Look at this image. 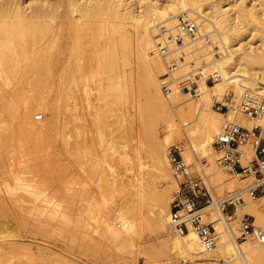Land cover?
Listing matches in <instances>:
<instances>
[{
	"label": "rangeland",
	"instance_id": "1",
	"mask_svg": "<svg viewBox=\"0 0 264 264\" xmlns=\"http://www.w3.org/2000/svg\"><path fill=\"white\" fill-rule=\"evenodd\" d=\"M25 1L30 4L33 2ZM87 1L94 3L93 0ZM98 1L103 4V1ZM124 1L131 4L135 13L147 2L159 6L168 4V0ZM219 1L227 4L232 0ZM236 2L245 6L240 13L243 38L258 43L261 36L259 29L264 26V0ZM44 3L57 8L53 33H49L43 43H39L45 44L43 48L54 53L56 58L58 56V60H55L59 66L55 63L57 66H54V72L56 69L61 73L66 72L64 66L68 63L73 65L78 53L83 51L88 59L94 53L113 55L114 68L104 73L92 68L88 71L85 86L76 87L72 84V89L69 88L70 83L65 86V73H54L61 74L60 80L56 76H40L42 85L35 94L48 98V106L53 104L58 95L64 99L65 93L72 96L71 99L75 97V104L82 100L77 106L81 104L80 107L83 109L84 106V109L77 107L76 111L79 117L85 112L84 118L79 121L72 116L77 125L84 123L79 130L67 123V117L72 111L64 107L71 108L72 104L64 106L63 100L60 108L53 112L47 107L44 112H34L35 116L33 113L29 114L28 119H32L35 126H42L44 120L45 123L39 130L28 129L20 109L23 106L22 97L31 98L33 94V88L29 86L32 78L28 77L23 85H18L10 77L2 79L0 75V264H161L163 257L159 254V247L167 235L174 232L172 227L167 231L168 234L166 231L159 233L150 222L141 223V220H136L135 227L119 243L106 231L105 226L107 223L117 222L120 205L127 201L129 194L125 191L111 194L104 191L102 186L114 180L129 181L138 177L142 181L149 179L151 163L146 155V132L157 128L160 141L163 137L160 127L162 119L148 108L149 91L141 69L139 39L134 23L129 19H108V22L106 17H90L82 29V35L79 33L80 37L75 31L69 30L67 22L70 14L65 0H45ZM253 14L257 21H254ZM188 17L195 19L190 14ZM195 20L198 25V18ZM198 29L200 30L199 25ZM153 34L155 39H159L156 37L157 31ZM209 37L214 45H220L215 36L216 39L211 34ZM1 41L0 35V43ZM203 44L202 48L194 50L199 62L205 60L206 63L207 60L200 55L209 50V47L204 41ZM78 46L80 47L76 48ZM69 50L77 53L75 58L69 55ZM210 53L213 58L214 55L212 52L208 54ZM219 53L223 55L221 50ZM61 62L64 65L61 66ZM183 71L184 69L180 70L178 74ZM58 86L61 90L65 86L62 90L65 93L59 94ZM74 89L76 92L78 90V94ZM230 89L227 88L226 93L233 92ZM77 97L79 101L76 100ZM238 97L240 98L234 96L235 104L239 103ZM90 105H95L96 110L94 107L90 108ZM94 110L99 115L98 118L93 115ZM38 115H41L40 119L36 118ZM241 117L242 115L235 117V121L241 123L246 120ZM177 123L181 126V122ZM215 135L213 134L212 141ZM212 141L210 148L214 151ZM189 145L190 137L181 132V135L173 134V142L167 147L187 148L191 159L186 162L193 170L196 168V159L202 158L203 154L201 151H193ZM169 172L173 184L169 192L170 206L179 186L171 164ZM205 172L207 180L216 187L211 174L209 175V165L205 167ZM223 172L228 173L225 170ZM162 182L159 188L169 184ZM247 182L250 179H246L245 184ZM149 208V203L142 208L145 216L149 215ZM210 211L224 228L213 206ZM242 213L238 209L228 219ZM205 216L212 222L209 212H205ZM229 226L232 230L236 229L237 222L231 220ZM117 228L119 229L118 226Z\"/></svg>",
	"mask_w": 264,
	"mask_h": 264
},
{
	"label": "bare ground",
	"instance_id": "2",
	"mask_svg": "<svg viewBox=\"0 0 264 264\" xmlns=\"http://www.w3.org/2000/svg\"><path fill=\"white\" fill-rule=\"evenodd\" d=\"M32 1V4H30L26 3L25 0H0L1 78L7 79L10 77V80H14L18 85H23L28 77L32 78L29 86L33 88V94L31 98L22 97L23 106L20 109L28 129L39 130L45 123L44 120L42 126H35L33 120L28 119L29 114L33 113L35 116L36 113L34 112H44L47 107L50 110L52 109L53 112L60 108L61 100H63L64 106H67L68 103L72 104L71 108L64 107L66 110L72 111L71 115L67 117V119L69 118L67 123L73 129L79 130V127L82 128L84 123L81 126L77 125V121L72 116L79 121L84 118L85 112H81L82 114L79 117V113L76 111V108L81 106V104L80 106L77 105L82 100L79 101L77 97L76 100L78 99L79 102L75 104V97L73 96V99H71L72 96L62 90L65 89L68 83L71 85L69 88L73 87L72 84L84 87L88 81V71H91L92 68L103 73L111 71L114 68L113 55L94 53L93 57L88 59L85 58L84 51L78 53L79 56L75 63L73 65L66 64L64 66L66 72L62 71V73H65L64 79L67 81L64 89L61 90V87L58 86V93H65L64 99L58 95L53 104L48 106V98L35 94L42 85L40 78L46 74L50 78L56 76L60 80L62 73L56 69L55 72L58 73L59 71L61 74H54V66L58 65L56 61L58 56L56 58L54 53L46 51L45 47L43 48L45 44L39 45V43H43V39L49 33H53L56 25L54 19L56 18L55 15L57 16V8L48 4L45 5V0ZM65 1L70 14L67 22L69 30L75 31L77 35L79 33L82 35V29L86 21L89 22L90 17H97L98 19L106 17L107 21L108 19H129L133 21L139 39L141 69H143L145 85L149 91L148 108L162 119L160 127L163 130V137L161 141L158 136L160 132L157 128L148 133L146 132L148 139L146 155L151 163L149 179L142 181L143 179L138 177L129 181L114 180L110 184L106 182L102 186L104 191L111 192V194L118 191H125L129 194L127 201L122 202L120 205L118 216L116 215L117 222L105 225L106 231L112 235L111 237L115 241L118 240L119 243L123 242L129 231L135 227L136 220H141V223L150 222L154 227L153 229L159 233L165 231L167 233L172 227L168 200L170 199V187L173 184H171V174L169 172L171 163L168 153L169 147L167 146L173 142L174 133L181 135V132H183L185 136L190 137L189 146L192 147V150L201 151L203 157H206L209 162V175L211 174L212 182L216 185V192L221 194L227 189L245 185L246 179H239L217 167L215 152L210 148L213 134H217L225 122L235 120L237 116L239 117L238 114L236 116V107L230 108L227 112H217L214 109V101L224 98L227 88H231L234 96H240V98L245 92L251 95L264 96V26L260 27L261 30L259 29L261 36L258 43L260 44L252 42L251 39L246 40V38H243L240 31L242 29L240 27V13L245 9V6L236 4V0H232L227 4H221L219 0L216 2H211V0H168L166 6L147 2L140 8L138 13H135L131 8V4L124 0H101L103 4L102 2L100 4L98 0L96 2L93 0L94 3L87 0ZM235 7L236 9H234ZM253 7H256V5ZM180 14H190L195 19L198 18V25L200 26L198 31L201 35L191 39L185 38L184 45H178L174 49L183 48L186 45L185 43L194 46L195 49H200L204 46L203 36L211 34L213 38L216 37L220 43L218 46L221 49L219 50L223 52V55L213 56L212 58L211 53L208 54L211 51L206 48L207 51L200 56L207 60L205 65L210 64L209 69H216L220 73L221 78L210 86L202 84L196 95L181 92L166 100L158 85L159 76L164 71V64L155 51L158 39L154 38L153 33L160 27L158 26L160 24L174 31L176 17ZM252 17L254 21H257L254 14ZM154 27L156 29L151 30ZM29 45L30 47H28ZM69 53L74 58L77 54L73 53V50H69ZM62 62L60 63L61 66L64 65ZM57 84L59 85V83ZM77 89L79 90V88ZM74 91L76 92L75 89ZM20 95H23V93H20ZM69 99H71V103ZM81 107L80 109H82ZM93 107L96 110L95 105ZM88 110L90 109L88 108ZM95 110L92 113L98 118L99 115L95 113ZM92 113L91 116H93ZM177 121L181 122V126H178ZM249 121H252V123ZM255 123L262 126L261 135L264 138V122L262 120L255 122L246 119L241 122V125L250 128ZM78 124L80 123L78 122ZM182 127H184L183 130ZM69 129L71 130V128ZM151 129L153 128L151 127ZM181 149L184 160L189 161L191 154L186 150L187 148L185 149L182 146ZM162 181L169 184L159 188ZM234 184L237 186L234 187ZM147 203L150 205L148 209L150 217H148L149 215L145 216L142 212V208ZM212 206L215 208L224 228L211 213ZM238 209L252 216L254 224L264 226V197H259L255 201L247 200L244 205L237 204L235 213ZM203 211L209 212L217 233L214 249L206 251L205 243L191 229L183 234L172 231L174 234L171 232L160 244L159 254L163 257L161 264H264V244H256L250 241H244L239 245L235 244L231 235L226 231L225 218L219 209L214 204H209L203 207ZM151 255L149 257L152 259Z\"/></svg>",
	"mask_w": 264,
	"mask_h": 264
},
{
	"label": "built area",
	"instance_id": "3",
	"mask_svg": "<svg viewBox=\"0 0 264 264\" xmlns=\"http://www.w3.org/2000/svg\"><path fill=\"white\" fill-rule=\"evenodd\" d=\"M174 31L162 25L156 30L159 38L155 45L157 55L162 59L164 72L159 76L158 85L166 100L176 93L196 95L202 84L213 85L221 78L216 69H209L205 61H200L195 55V47L185 43L183 48L175 50L178 45H184V39L200 36L196 20L188 15L176 17ZM205 45L214 56H219V47L214 45L208 35L202 37ZM184 69L183 73L178 74ZM214 108L227 112L237 108L236 116L255 122H264V96L247 94L234 103V94L229 92L221 100H215ZM41 118V115L36 117ZM262 126L255 123L250 128L231 120L225 122L212 141L216 153L215 164L218 168L228 171L239 179H250V182L227 189L221 194L216 192L207 180L205 167L209 165L206 157L196 159V168L191 170L184 160L182 150L178 146L169 149L170 163L174 177L178 181V192L170 204L172 228L183 234L188 229L193 230L197 237L205 243L206 251H212L217 241V233L213 223L207 219L203 207L214 204L225 218L226 231L235 244L250 241L264 244V226L254 224V218L242 213L230 218L236 211L237 204L244 205L247 200L255 201L264 197V138L261 135ZM237 222L236 229H231L229 222Z\"/></svg>",
	"mask_w": 264,
	"mask_h": 264
}]
</instances>
